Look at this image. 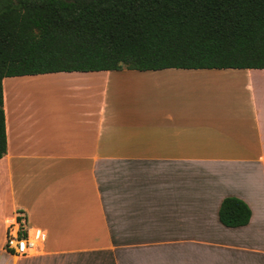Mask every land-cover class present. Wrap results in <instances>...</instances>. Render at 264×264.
Listing matches in <instances>:
<instances>
[{"label":"crops","instance_id":"0c3cea01","mask_svg":"<svg viewBox=\"0 0 264 264\" xmlns=\"http://www.w3.org/2000/svg\"><path fill=\"white\" fill-rule=\"evenodd\" d=\"M2 96L0 264H264V68L7 76ZM227 196L248 223L219 220ZM16 211L36 254L3 248Z\"/></svg>","mask_w":264,"mask_h":264},{"label":"trees","instance_id":"16d2710c","mask_svg":"<svg viewBox=\"0 0 264 264\" xmlns=\"http://www.w3.org/2000/svg\"><path fill=\"white\" fill-rule=\"evenodd\" d=\"M168 67L264 68V0H0V158L4 77ZM250 215L233 196L218 208L229 227Z\"/></svg>","mask_w":264,"mask_h":264},{"label":"built area","instance_id":"2783aa9c","mask_svg":"<svg viewBox=\"0 0 264 264\" xmlns=\"http://www.w3.org/2000/svg\"><path fill=\"white\" fill-rule=\"evenodd\" d=\"M46 240V232L28 224L26 214L16 211L7 223L3 248L15 256H29L38 253Z\"/></svg>","mask_w":264,"mask_h":264},{"label":"rangeland","instance_id":"374dc122","mask_svg":"<svg viewBox=\"0 0 264 264\" xmlns=\"http://www.w3.org/2000/svg\"><path fill=\"white\" fill-rule=\"evenodd\" d=\"M150 91H153V92H151L150 97L148 99L151 101V103L158 102V100H159V94H158L159 91H154V90H150Z\"/></svg>","mask_w":264,"mask_h":264}]
</instances>
